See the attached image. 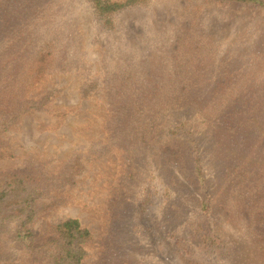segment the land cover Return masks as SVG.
Wrapping results in <instances>:
<instances>
[{"label":"rangeland","instance_id":"rangeland-1","mask_svg":"<svg viewBox=\"0 0 264 264\" xmlns=\"http://www.w3.org/2000/svg\"><path fill=\"white\" fill-rule=\"evenodd\" d=\"M109 1L131 4L103 30L85 0H0V191L17 175L38 192L0 264H50L69 219L92 235L80 264H264V9ZM42 14L71 28L49 66ZM133 99L150 120L177 105L150 125L176 137L141 149ZM20 227L38 250L10 241Z\"/></svg>","mask_w":264,"mask_h":264},{"label":"trees","instance_id":"trees-1","mask_svg":"<svg viewBox=\"0 0 264 264\" xmlns=\"http://www.w3.org/2000/svg\"><path fill=\"white\" fill-rule=\"evenodd\" d=\"M86 3L90 6V10L92 11V18L96 25L101 27V29L110 30L113 27V17L114 15L119 14L122 10L129 7V3L127 6L124 3H116L111 2L109 0H85ZM227 2H234L239 4L251 5L255 7H261L264 9V0H221ZM42 21H41V39L39 40L38 49L36 51V56L43 62V64L49 66L54 61L53 58L60 48L62 42H64V38H60L62 33L67 32L70 30V25L68 21H66L65 25L66 28L63 26L58 28L59 26L63 25L60 22L58 25L54 27H48L50 23L53 22L51 17L42 14ZM45 17V18H44ZM65 30V31H64ZM34 40V38L32 37ZM138 100V99H136ZM136 100L133 99L132 107L130 109V117L133 118L134 123L136 124V128L140 125L138 131H133L134 135L137 134L136 137L131 136L132 138L136 139V143L139 145H143L141 149H145L147 145H150L152 141L159 139L160 142H164L165 140H171L174 136L178 133L177 127H173L169 121L164 123L166 127L156 126L155 128L151 124H154L160 120V116H166L171 112H176L178 110L177 105L169 106L167 103L165 104L166 107L160 111V113L156 114V118L150 120L148 119L150 113H143L140 110H137L138 105L136 104ZM142 102V99H141ZM152 114V113H151ZM154 115V114H153ZM142 116V118H138ZM157 119V120H156ZM164 120V119H163ZM162 120V121H163ZM145 125H149V129L145 127ZM182 126L184 127L185 124L181 123L178 125V128ZM165 130L168 131L171 137H167L165 134ZM152 133L156 135L152 137ZM160 135V137H159ZM130 136V135H129ZM170 138V139H168ZM158 150V149H156ZM137 150H134L136 152ZM136 154V153H135ZM215 153L211 152L210 156L213 157L212 164L213 168L216 166V162L218 160L214 157ZM196 165L194 164V172L197 175H201V179L203 180L202 176V167L200 165V161L198 157L194 158ZM136 168V164L133 162L131 165V169ZM212 168V169H213ZM10 181L5 184V188L0 191V235L7 232L2 229L1 227H7V221L10 219H17L21 221V226L27 225L32 219L34 215L33 211V202L37 198L38 192L35 189L28 188V178L24 176H17L13 175L9 177ZM204 206V203H202ZM147 205L146 202L143 204L142 209L143 211L146 210ZM56 234L58 236L57 242H55V253L54 255L50 254V264H80L82 259L85 256L84 249L82 248V244L89 242L92 239V235L89 233L87 229L81 228L79 222L74 219H69L67 221H63L59 223L55 227ZM195 235L194 233H192ZM10 241L17 240L19 244L23 245L26 250L30 252V250H38L32 249L31 243L29 239L31 238V233L29 230H26L24 227L15 228L13 229L10 234ZM203 241L205 244H209V246L216 247V241L212 239H208L203 237ZM51 247V244H48ZM188 264H197V263H188Z\"/></svg>","mask_w":264,"mask_h":264}]
</instances>
